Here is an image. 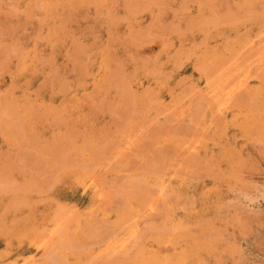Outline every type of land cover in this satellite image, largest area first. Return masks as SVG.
<instances>
[{
	"label": "rangeland",
	"instance_id": "1",
	"mask_svg": "<svg viewBox=\"0 0 264 264\" xmlns=\"http://www.w3.org/2000/svg\"><path fill=\"white\" fill-rule=\"evenodd\" d=\"M30 263L264 264V0H0V264Z\"/></svg>",
	"mask_w": 264,
	"mask_h": 264
},
{
	"label": "bare ground",
	"instance_id": "2",
	"mask_svg": "<svg viewBox=\"0 0 264 264\" xmlns=\"http://www.w3.org/2000/svg\"><path fill=\"white\" fill-rule=\"evenodd\" d=\"M142 2V1H141ZM155 6V5H154ZM55 34V33H54ZM216 43H217V41H216ZM110 45V44H109ZM111 46V45H110ZM91 51V50H90ZM129 53V52H128ZM71 60H72V57H71ZM75 60V59H74ZM50 61V60H49ZM50 64V63H49ZM52 64V63H51ZM76 64V63H75ZM84 67V66H83ZM82 68V67H81ZM94 69V68H93ZM84 73V72H83ZM254 74V73H253ZM242 75V74H241ZM243 77V76H242ZM220 80H222V79H220ZM246 81V80H245ZM229 83H230V81H229ZM238 83V82H237ZM247 83V82H246ZM214 84V83H213ZM221 84V83H220ZM244 84V83H243ZM238 87V86H237ZM245 87V86H244ZM216 88V87H215ZM146 89H148V88H146ZM231 89H233V88H231ZM230 89V90H231ZM215 93V92H214ZM234 93V92H233ZM225 94V93H224ZM232 94V93H231ZM247 94V93H246ZM250 94V93H249ZM256 94V93H255ZM206 95V94H205ZM223 96V95H222ZM231 97H232V95H230ZM203 97H204V95H203ZM234 97V96H233ZM206 98V97H205ZM238 98V97H237ZM13 99V98H12ZM203 100V99H202ZM209 100V99H208ZM230 100V99H229ZM203 101H205V100H203ZM212 101V100H211ZM214 101V100H213ZM255 101V100H254ZM241 102V101H240ZM244 102V101H243ZM259 102V101H258ZM209 103V105H210V101L208 102ZM221 103V102H220ZM231 103V102H230ZM200 104V103H199ZM232 104H234V103H232ZM9 105V104H8ZM208 105V106H209ZM33 106V105H32ZM207 106V105H206ZM260 106H261V104H260ZM263 106V105H262ZM11 107H13V106H11ZM214 108V107H213ZM242 108V107H241ZM252 109V108H251ZM259 109V108H258ZM238 110V109H237ZM246 110V109H245ZM205 111V110H204ZM213 111V110H212ZM249 112V111H248ZM239 113V112H238ZM11 115V114H10ZM240 115V114H239ZM248 115V114H247ZM253 115V114H252ZM10 117V116H9ZM16 117V116H15ZM221 118H222V116H221ZM249 118V117H248ZM9 119V118H8ZM7 119V120H8ZM167 119V118H166ZM257 120V119H256ZM9 121V120H8ZM262 121V120H261ZM164 126V125H163ZM221 126V125H220ZM162 127V126H161ZM255 129V128H254ZM216 131V130H215ZM169 132V131H168ZM260 133V132H259ZM261 134V133H260ZM166 149V148H165ZM210 153V152H209ZM237 154V153H236ZM210 155V154H209ZM217 155V154H216ZM225 155V154H224ZM226 156V155H225ZM229 156V155H228ZM240 157V156H239ZM206 158V157H205ZM215 158V157H214ZM247 159V158H246ZM181 163V162H180ZM233 163V162H232ZM174 166V165H173ZM175 167V166H174ZM183 167H184V165H183ZM144 168V167H143ZM177 168V167H176ZM213 168V167H212ZM121 170V169H120ZM187 170V169H186ZM207 170V169H206ZM209 170V169H208ZM166 171V170H165ZM163 172V171H162ZM206 172H208V171H206ZM168 173V172H167ZM143 175V174H142ZM153 176V175H152ZM201 176V175H200ZM170 177V176H169ZM202 178V177H201ZM211 178V177H210ZM145 181V180H144ZM146 182V181H145ZM180 182V181H179ZM191 182V181H190ZM12 184V183H11ZM137 184V183H136ZM90 185V184H89ZM25 188V187H24ZM153 188V187H152ZM90 189V188H89ZM192 189V188H191ZM29 190V189H28ZM144 190V189H143ZM155 190V189H154ZM161 190V189H160ZM147 191H148V189H147ZM186 192V191H185ZM136 193H138V192H136ZM140 194V193H139ZM132 195V194H131ZM147 195V194H146ZM149 195V194H148ZM150 196V195H149ZM129 197H130V195H129ZM128 196H127V199L129 198ZM135 197V196H134ZM183 197V196H182ZM142 198V197H141ZM175 198V197H174ZM130 199V198H129ZM128 199V200H129ZM131 199H133V198H131ZM130 199V200H131ZM138 199V198H137ZM143 199V198H142ZM155 200H156V198H154ZM158 199V198H157ZM173 199V198H172ZM175 200V199H174ZM183 200V199H182ZM140 201H141V199H140ZM160 201H161V199H160ZM163 201V200H162ZM177 201H179V200H177ZM130 202V201H129ZM176 202V201H175ZM152 205H153V203H151ZM150 204V205H151ZM165 204V203H164ZM171 204V203H170ZM155 205H157L158 206V204H155ZM168 205V204H167ZM190 205V204H189ZM173 206V205H172ZM156 207V206H155ZM170 207V206H169ZM157 208V207H156ZM155 208V209H156ZM161 208V207H160ZM163 208V207H162ZM161 208V209H162ZM157 210H158V208H157ZM163 211V210H162ZM182 211V210H181ZM147 212V211H146ZM169 212V211H168ZM150 213V212H149ZM156 213V212H155ZM155 213H153V214H155ZM165 214V213H164ZM152 215V214H151ZM150 216V215H149ZM157 217L159 216L158 214L156 215ZM160 216H161V213H160ZM177 216V215H176ZM134 217V216H133ZM151 217H153V216H151ZM145 218H146V216H145ZM157 219V218H156ZM159 219H160V217H159ZM158 220V219H157ZM156 221V220H155ZM160 221H161V219H160ZM79 222V221H78ZM152 228V227H151ZM147 229V228H146ZM122 230V229H121ZM166 230V229H165ZM80 231V230H79ZM137 231V230H136ZM112 232V231H111ZM118 232V231H117ZM126 232V231H125ZM79 233V232H78ZM136 233V232H135ZM126 234H127V232H126ZM129 234V233H128ZM149 234V233H148ZM124 235V234H123ZM131 235V234H130ZM201 237V236H200ZM145 240V239H144ZM121 241V240H120ZM120 241H118V242H120ZM129 241V240H128ZM113 243V242H112ZM117 243V242H116ZM123 244V243H122ZM136 244V243H135ZM158 244V243H157ZM112 245V244H111ZM117 245V244H116ZM119 245V244H118ZM126 245V244H125ZM131 249V248H130ZM128 250V249H127ZM111 251V250H110ZM162 253V252H161ZM102 254V253H101ZM126 254H128V253H126ZM107 255V254H106ZM121 255H122V253H121ZM127 256V255H126ZM143 256V255H142ZM159 256H161V254L159 255ZM158 256V257H159ZM24 257V256H23ZM109 257H111V256H109ZM157 257V258H158ZM162 259V258H161ZM127 260V259H126ZM151 260V259H150ZM120 261H121V259H120ZM123 261V260H122ZM128 261V260H127ZM177 261V260H176ZM181 261V260H180ZM124 262V261H123ZM167 262V261H166ZM179 262V261H178ZM28 263V262H27ZM116 263V262H115ZM118 263V262H117ZM153 263V262H152ZM30 264H32V263H30ZM136 264V263H135Z\"/></svg>",
	"mask_w": 264,
	"mask_h": 264
}]
</instances>
